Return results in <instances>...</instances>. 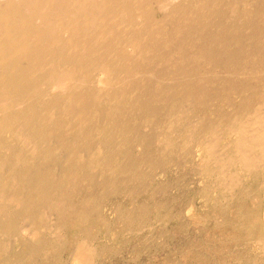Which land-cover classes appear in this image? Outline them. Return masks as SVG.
<instances>
[{
  "label": "bare ground",
  "instance_id": "obj_1",
  "mask_svg": "<svg viewBox=\"0 0 264 264\" xmlns=\"http://www.w3.org/2000/svg\"><path fill=\"white\" fill-rule=\"evenodd\" d=\"M252 1L0 0V236L5 237L2 241L5 250L12 245L11 240H18L29 247L23 256L33 257L46 246L56 245L49 241L47 233L63 230L51 225L54 219H50L49 212L69 207L82 214L81 207L65 196L68 189L64 190L63 186L69 179L76 180L79 173L67 166L69 164L61 167L57 153L66 159L77 156L90 165H111L115 160L114 172L137 165L139 159H126L125 151L116 143L121 136L124 140L120 143L127 142V122L110 121L105 125L95 124L91 119L99 114L101 117L116 115L123 100L125 104H138L141 111L158 110L157 104L151 105L153 93L146 92L148 99H152L149 101L143 100L144 94L135 98L136 73L146 65L148 53L163 58L168 54L163 49L168 48L175 37L177 62H191L197 70L198 58L211 54L208 46L211 38L207 36L210 34L200 30L195 22L197 18L224 16L228 10L220 6L227 3L231 17L239 16L255 23L260 15L264 20V0H255L256 6ZM237 3L254 5L253 18L244 16L249 13V5L241 12L235 7ZM201 9H204L202 15L198 14ZM158 11L164 15L158 17ZM186 21L191 24L185 27ZM170 26L173 27L171 32L167 31ZM192 36L193 39L197 36L196 44L191 42L197 56L183 51ZM182 63L177 65L181 67ZM163 80L158 79V82ZM262 81L256 86L246 80L231 82L223 88L228 90L227 95L240 94L241 98L236 104L229 103L234 105L232 113H224L218 122L193 114L207 98L214 96L211 90L202 87L199 79L188 78L171 96L168 127L178 134L177 138L182 137L186 156L194 159L196 151H202L203 172L214 177L215 182H212L222 188L228 200L239 191L243 196L252 193L242 182L251 175L258 180L261 178V190L264 189V79ZM155 93L167 99L164 89ZM188 113H192L194 119ZM171 139L165 141L169 143ZM253 181L256 182L254 178ZM242 197L240 213L252 215L256 208L244 212ZM259 236V247L264 251V235ZM88 238L74 247L73 264H96L97 251ZM61 239L60 235L54 238L58 245ZM23 258L18 257V261L25 260Z\"/></svg>",
  "mask_w": 264,
  "mask_h": 264
},
{
  "label": "rangeland",
  "instance_id": "obj_2",
  "mask_svg": "<svg viewBox=\"0 0 264 264\" xmlns=\"http://www.w3.org/2000/svg\"><path fill=\"white\" fill-rule=\"evenodd\" d=\"M253 2L256 6V1H252L251 4ZM224 5L220 6L228 10L225 11L224 16L205 20L197 18L195 21L199 24L200 30L209 33L210 35L207 36L211 38V41L208 40L211 54L206 58H202V55L200 58L197 57L200 61L199 67H195L197 70H194L191 62L189 64L177 62L178 57L174 50V43L177 42L175 37L173 43L163 49L168 53L163 58L152 52L148 53L146 59L149 60L136 73L138 84L137 89L134 90L135 98H140L144 94L143 100L149 101L151 98L148 99L146 92L153 93L151 105L157 104V111H141L138 104L134 105L130 102L125 104L123 100L121 110L116 115L108 116L110 111L108 108L107 116L101 117L99 114L91 119L95 124L105 125L111 123L110 121L120 124L121 121H126L127 142L120 143L121 139L124 140L121 136L116 139V143L118 148L125 151L123 154L126 159H139V162L136 161L137 165L134 168H125L127 170L121 168V171L114 172L112 166L115 160L113 163L111 161V165H102L101 162L90 165L87 161L78 160L77 156L66 159L57 153L61 158L58 157L62 163L61 167L69 166L79 173L76 180L69 179L63 183V186L64 190L68 189L65 196L67 195L72 203L81 207L82 214L72 211L69 207L59 212H49L50 219H54L49 220L51 225L62 227L63 230L47 233L46 237L49 241L56 243L55 248L46 246L33 257L23 256L28 252L29 247L18 240H11L12 245H9L10 248L8 247L6 251L2 244L5 237L0 236V264H13V262L14 264H73L71 255L74 247L87 236L99 256L98 259L96 258V264H264V251L259 247L258 242L259 235H264V189L261 190V178L258 180L252 175L244 178L243 184L248 186L252 193L246 197L239 191L233 199L228 200L222 188L215 185L214 177L207 176L203 172L204 161L200 157L202 151H196L197 155L194 159L186 156L187 148L182 137L179 136L178 139V134L168 127L171 117L167 113L170 109L172 93L175 92V88H182V84L190 77L199 79L202 87L211 90L214 95L207 98L205 104L198 106L193 114L196 117L205 116V120L210 119L215 122H218L224 113H232L234 105L229 103L236 104L241 98L240 94L227 95L228 90L223 88L229 86L231 82L246 80L253 86L260 81L263 82L264 20L260 15L255 18V23L239 16L231 17L232 11L228 9L230 4L224 3ZM246 5L249 7L247 8ZM254 5L252 7L250 4L237 3L235 7L241 12L244 7L247 8L249 13L244 16L253 18L254 14L251 11ZM230 8H233V5ZM198 14H204V9L198 11ZM162 15H164L162 11L157 12L158 17ZM188 23L190 22L186 21L185 27L189 25ZM171 26L167 31H172ZM192 41L196 44L197 36L188 39L183 51L197 56V51L193 50L194 47L191 45ZM178 63H182L183 66H178ZM158 79L164 80L159 83ZM160 88L168 94L167 99H163L164 96L159 98L155 93ZM131 95H134V92ZM199 99L203 100L201 97ZM190 114L194 119L192 113H188V116ZM167 128L172 131L169 132ZM68 132L70 133V129ZM162 136L169 140L172 138L173 142L177 143H173L172 139L173 144L167 143L169 140L165 141ZM143 139L145 141L142 142ZM112 154L115 155L114 152ZM251 196L257 197L253 200ZM241 197L244 212L249 213L253 208H256L257 212L253 210L252 215L240 213ZM37 220L39 221L38 217ZM245 231H248L247 235ZM57 235L63 238L59 245L54 240ZM20 256L25 260L18 261Z\"/></svg>",
  "mask_w": 264,
  "mask_h": 264
}]
</instances>
